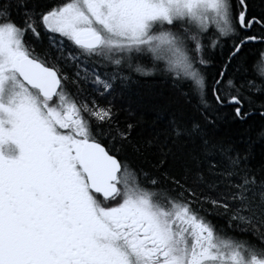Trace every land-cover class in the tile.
Segmentation results:
<instances>
[{
  "label": "snow or ice",
  "instance_id": "1",
  "mask_svg": "<svg viewBox=\"0 0 264 264\" xmlns=\"http://www.w3.org/2000/svg\"><path fill=\"white\" fill-rule=\"evenodd\" d=\"M155 76L145 135L116 99ZM225 116L264 121V0H0V264H264Z\"/></svg>",
  "mask_w": 264,
  "mask_h": 264
},
{
  "label": "trees",
  "instance_id": "2",
  "mask_svg": "<svg viewBox=\"0 0 264 264\" xmlns=\"http://www.w3.org/2000/svg\"><path fill=\"white\" fill-rule=\"evenodd\" d=\"M169 86L159 76L140 78L139 83L126 89L117 96L116 104L119 109L121 121L130 119L132 122L139 121V130L146 135L156 125L157 113L162 117L158 124L162 126L167 113L175 108L174 103H168ZM264 124L257 117H253L244 123L232 122L227 116L221 119L217 125V133L226 139L237 142L240 146H248L259 159L264 153V138L259 137L257 129ZM249 137L251 143L246 144Z\"/></svg>",
  "mask_w": 264,
  "mask_h": 264
}]
</instances>
